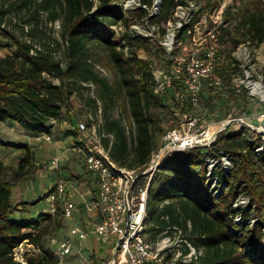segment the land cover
Instances as JSON below:
<instances>
[{"label": "trees", "instance_id": "1", "mask_svg": "<svg viewBox=\"0 0 264 264\" xmlns=\"http://www.w3.org/2000/svg\"><path fill=\"white\" fill-rule=\"evenodd\" d=\"M176 5V0H164L162 12ZM24 11L28 15L23 23L32 27L26 36L37 38L43 34L40 17L45 13L51 22L61 21L60 41L44 42L47 51L20 41L9 28L13 23L11 14ZM124 15L113 0H99L98 5L91 0H0V30L17 46L14 53L0 59V122L17 124L39 136L50 134L54 121H65L78 91L94 86V97L87 102L90 111L82 108L96 118V124L89 121L88 125L97 126L116 164L127 169L148 167L166 134L185 121V109L191 104H181L177 99V91L183 88L180 82L163 95L155 94L149 63L136 52L149 48L148 42L129 34L117 37L112 29L120 23L130 27L132 22L129 25ZM244 19L252 39L264 43V11L245 14ZM124 40L132 47L129 53L125 52ZM56 49H63L64 62L54 57ZM99 49L105 52L100 59ZM100 63L112 74L111 79L96 70ZM229 68L237 73L240 63L234 60ZM227 91L228 107L233 104L241 110L232 118L249 117L247 92L238 88ZM116 109L118 116L114 115ZM7 146L11 145L0 139V147ZM259 147L264 148L261 133L245 124L239 129L230 124L210 147L189 148L169 156L150 185L149 240L156 242L168 230L172 235L176 227L188 234L187 239L201 252L200 264H264V153L257 154ZM22 148L26 152L15 171L0 160V264H18L13 252L24 242L41 249L38 255L28 257L27 264H59L42 241L63 218L62 209L55 217L42 215L37 221L14 218L17 208L11 202L12 191L34 173V152L28 145ZM224 155L232 161V169L215 168L209 175L208 160ZM11 173L13 184L8 181ZM215 179L219 182L217 188L213 186ZM243 194L256 203L253 211L259 221L253 226L248 222V208L233 207ZM238 215H242L240 223L235 222Z\"/></svg>", "mask_w": 264, "mask_h": 264}, {"label": "rangeland", "instance_id": "2", "mask_svg": "<svg viewBox=\"0 0 264 264\" xmlns=\"http://www.w3.org/2000/svg\"><path fill=\"white\" fill-rule=\"evenodd\" d=\"M113 5L119 7L120 2L119 5H117L114 0ZM262 11H264V0H203V7L194 18L195 25L193 27L195 28L197 26L201 34L197 35L194 40L193 34L186 32L185 36L181 37V49L179 52L199 50L198 52L201 54L203 52L201 49L204 44L203 39L206 37V33L211 30L217 32L222 42V50L218 57L217 74L222 77V82L220 85L215 84L214 81L205 82L201 93L199 110H191L189 106V108L185 109L186 113L183 116L186 123H188L191 114L193 116H198L201 119L199 124L193 128H191L189 124L182 127L180 125V128L177 130L178 135L200 136L203 140L210 138L209 135L211 133H216L224 124L233 119L232 117L234 114H239L241 110L233 104H230V107H228V88H238L242 93L247 92V98L250 102L248 105V114L250 116L245 117V119H247L244 124L251 129L255 128L261 132L264 131V97L261 100L253 97L249 89V85L254 86L256 84H261L264 88V43L257 44L252 39L251 34H249L244 24L245 14L249 15L252 14V12L260 13ZM27 15L25 11L19 14H11L13 23L9 30L14 32L20 41L32 43L43 51H47L44 42L53 43V40L60 41L61 21L55 23L51 22L45 13L40 17L42 33L45 36L41 33H39L40 36L37 38L26 36L27 32L32 28L23 23ZM143 15L144 12L136 11L127 13L124 16L129 21L130 25L133 20L140 19ZM173 16L174 9H170L167 12H162L155 20L161 28L162 35L166 33L169 20L173 18ZM122 25L124 27L128 26L125 23ZM33 26H35V23ZM23 27L25 28V35L22 34ZM2 34L3 31L0 30V59L14 53L17 49L13 40L4 37ZM148 45L149 48L137 49V54L146 56L151 62L156 63L161 68L169 67L168 62L164 59L162 49L159 48L158 42H148ZM53 54L56 60L64 62L65 57L63 49H56L53 51ZM97 54L99 59L105 56V52H103L102 49H99ZM234 60L240 63V71L237 73H234V71L229 68ZM95 68L102 76L108 79L112 78V74L108 71L107 67L101 65V63L96 65ZM221 71L223 72V76L221 75ZM53 82L56 84L60 83L57 79H53ZM89 87L90 88L78 91V94L72 98V106H70V110H68L65 115V121L61 120L58 124H54L52 132L48 134V136L52 138L51 141H47L44 135L39 136L28 133L17 124L0 122V139L11 145L5 148L0 147L1 161L15 171L26 152L22 148L24 145H28L35 155L34 173L21 184L16 185L12 191L11 202L13 206L17 208L14 215L16 220L29 222L37 221L40 216L50 214L51 205L46 196L62 178L74 182L76 184L75 186L78 188L77 190H79L75 197L72 198L73 202L78 207V212L72 219H68L63 216V211L61 210L60 212H62L63 218L59 219L57 225L54 224L51 232L42 241L45 250L54 252L59 242L68 237L73 239L74 249L61 264H77L81 258L95 261V264H105L108 263L113 256L112 248L114 243H103V241L93 236L89 237L87 240H82L80 235H71V231L75 228L88 232L97 220L94 214L95 211L93 210L96 184L94 180L91 181V176L88 177L89 173L87 174L85 169L83 155L73 150L75 136L69 135L67 126L70 123L80 121H93L94 124H96L97 121L95 116L88 115L82 110V108H86V110L90 111V106L87 102L90 96L94 97L95 87ZM114 115H119L118 109L114 111ZM98 120L100 122V117H98ZM232 124L233 127L237 129H239L241 125H244L241 122H234ZM185 139L186 138H184L182 142H185ZM178 144L179 143H176L174 145ZM163 145L164 144H162L161 147ZM172 147L173 146L168 147L166 151L171 150ZM59 151L63 154L64 159L60 168L54 170L50 167L49 163L51 158ZM157 154H155L154 157H156ZM207 164L209 167L212 163L208 162ZM8 181L12 184L15 183L13 173L8 175ZM83 183H85L84 186L82 185ZM218 186L219 185H216L215 187ZM89 191H91V194H88ZM243 196H246L245 198L250 197H247L248 195L246 194H243ZM70 200V198L59 200L57 203L58 209H62L64 203ZM255 214L259 216L257 212ZM55 215L51 216L55 217ZM251 219H249L250 222H252ZM29 230L34 229H27L26 232H30ZM187 236L188 234H185L180 228L179 230H173L170 239L165 241L163 245L168 246V254H171L170 257L172 259H176L175 263L200 264L199 257L201 256V252L193 246V243L190 239H187ZM164 237V234H162L158 240L160 241ZM24 249L26 250L27 247H24ZM187 249H189V252L185 254ZM100 251H106V255L99 254ZM102 257H105V259H102Z\"/></svg>", "mask_w": 264, "mask_h": 264}, {"label": "built area", "instance_id": "3", "mask_svg": "<svg viewBox=\"0 0 264 264\" xmlns=\"http://www.w3.org/2000/svg\"><path fill=\"white\" fill-rule=\"evenodd\" d=\"M96 5L99 0H91ZM120 6L123 13L144 12L140 19L133 20L130 27H124L121 23L113 26L117 37L129 34L140 40L147 42L157 41L159 48L164 53V59L168 62L169 67L161 68L156 63L151 62L146 56H138L148 61L149 68L153 74L154 92L157 95H163L168 90L176 88L177 82L182 83V90L177 91V99L181 104L190 102L192 109L199 110L200 98L205 82L214 81L220 85L222 77L217 74L218 57L222 50V42L217 32L211 30L206 33L203 39V52L199 50L191 52H179L181 49V37L186 32H190L195 37L201 32L196 26L194 18L203 7V0H176L177 5L174 9V16L169 20L166 33L162 35L161 28L155 20L161 15L164 0H152L150 3L144 0H115ZM114 2V0H113ZM190 27V29H189ZM125 52L129 53L132 49L126 40L123 41ZM250 93L253 97L260 100L264 97V88L253 87L249 85ZM247 119V118H246ZM245 117L232 119V123H245ZM201 119L198 116H189V121H184L181 127L189 124L191 128L196 127ZM56 123L55 121L53 122ZM231 123V124H232ZM72 136H75L73 150L82 154L86 171L96 179L98 184V198L95 203L96 223L91 230L84 231L75 228L71 231L72 236L80 235L82 240H87L93 236L103 241V243H114L112 248V259L105 264H178L176 259H168L171 254L165 241L170 239L168 231L164 233V238L157 242L149 240V229L151 226L150 215L148 210L150 198V185L153 176L159 171L161 164L174 152H183L189 148L213 145L217 138L203 140L200 136H183L178 135L177 130L166 134L163 139V146L154 153L151 163L148 167L141 169H127L116 164L110 157L109 150L102 143L101 136L97 132V126L90 127L87 121L74 122L67 125ZM222 128V127H221ZM220 128V129H221ZM219 129V130H220ZM254 131L261 133L264 139V131L261 132L253 128ZM47 141L52 138L48 134L44 135ZM186 138L188 141L182 142ZM175 140V141H172ZM179 143L178 145H174ZM173 146L171 150L166 151L168 147ZM257 154H263L264 148L256 149ZM158 153V154H157ZM156 155V157H154ZM63 154L57 152L50 160V167L58 170L63 161ZM208 162L212 163L209 167V175L214 168L229 171L232 169V161L226 155L221 158H211ZM218 166V167H215ZM219 185L217 179L214 180L213 186ZM217 188V187H216ZM220 190H217L218 193ZM77 188L75 183L62 178L54 190L49 194L47 200L51 205L50 215L58 212L57 203L64 198H70L65 202L62 208L63 215L72 219L78 212L77 205L72 198L75 197ZM239 196L233 207L237 210L248 208L251 211V226L259 221L254 213L256 206L252 197ZM242 221V215L235 219L236 223ZM170 229V228H169ZM176 230L177 228L174 227ZM264 233V228H263ZM158 246V247H157ZM24 247H27L25 250ZM74 249L73 239L68 237L58 243L54 251L55 257L59 264L63 263ZM41 249L36 245L28 242L22 243L14 249L13 257L18 264H27L30 256L38 255ZM95 261L81 258L77 264H95Z\"/></svg>", "mask_w": 264, "mask_h": 264}, {"label": "crops", "instance_id": "4", "mask_svg": "<svg viewBox=\"0 0 264 264\" xmlns=\"http://www.w3.org/2000/svg\"><path fill=\"white\" fill-rule=\"evenodd\" d=\"M65 153H66V152H65ZM87 174H88V172H87ZM90 176H91V175L88 174V177H90ZM88 177H87V178H88ZM90 179H91V181L94 180V183L96 184V188H95V190H94V191H95V194H94V195H95V202L93 203V210L95 211L94 214H95V216H96L97 213H96V209H95V203H96L97 198H98V184H97V182H96V179H95L93 176H91ZM90 179H89V180H90ZM75 185H76V184H75ZM82 185L84 186L85 183H83ZM54 188H55V187H54ZM54 188H53V189H54ZM76 188H77V186H76ZM77 189H78V188H77ZM78 191H79V190H77V192H78ZM76 194H77V193H76ZM88 194H91V191H89ZM29 231H30V232H35L34 230H29ZM106 251H107V250H106ZM106 251H103V252L100 251L99 254H105V255H106V253H105ZM102 259H105V257H102Z\"/></svg>", "mask_w": 264, "mask_h": 264}, {"label": "water", "instance_id": "5", "mask_svg": "<svg viewBox=\"0 0 264 264\" xmlns=\"http://www.w3.org/2000/svg\"><path fill=\"white\" fill-rule=\"evenodd\" d=\"M233 121L232 120H230V121H228L226 124H224L223 126H222V128L220 129V130H218L216 133H214V136H213V138H217V136H218V134L220 133V132H222V131H224V130H226L229 126H230V124L232 123ZM264 133V132H263Z\"/></svg>", "mask_w": 264, "mask_h": 264}, {"label": "bare ground", "instance_id": "6", "mask_svg": "<svg viewBox=\"0 0 264 264\" xmlns=\"http://www.w3.org/2000/svg\"><path fill=\"white\" fill-rule=\"evenodd\" d=\"M253 87H258L259 89L262 87V85L261 84H256V85H254ZM262 89V88H261ZM213 135V133H211L210 135H209V137L210 136H212ZM188 140L187 139H185V142H187Z\"/></svg>", "mask_w": 264, "mask_h": 264}]
</instances>
